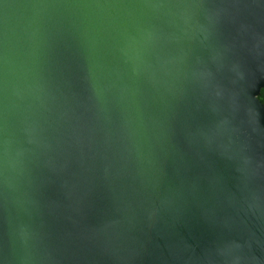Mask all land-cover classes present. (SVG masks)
<instances>
[{
  "label": "water",
  "instance_id": "95a60500",
  "mask_svg": "<svg viewBox=\"0 0 264 264\" xmlns=\"http://www.w3.org/2000/svg\"><path fill=\"white\" fill-rule=\"evenodd\" d=\"M264 0H0V264H264Z\"/></svg>",
  "mask_w": 264,
  "mask_h": 264
},
{
  "label": "trees",
  "instance_id": "16d2710c",
  "mask_svg": "<svg viewBox=\"0 0 264 264\" xmlns=\"http://www.w3.org/2000/svg\"><path fill=\"white\" fill-rule=\"evenodd\" d=\"M258 97L264 103V87L261 88L260 94Z\"/></svg>",
  "mask_w": 264,
  "mask_h": 264
}]
</instances>
